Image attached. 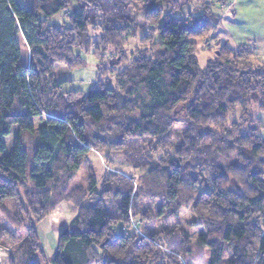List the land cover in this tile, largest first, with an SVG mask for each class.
Instances as JSON below:
<instances>
[{"label": "trees", "instance_id": "trees-1", "mask_svg": "<svg viewBox=\"0 0 264 264\" xmlns=\"http://www.w3.org/2000/svg\"><path fill=\"white\" fill-rule=\"evenodd\" d=\"M226 21L225 0H0V210L21 207L2 264H264V60L225 43L204 68L196 55ZM88 54L98 83L62 91L56 66ZM95 153L139 173L100 180ZM80 172L95 201L50 255L39 225Z\"/></svg>", "mask_w": 264, "mask_h": 264}, {"label": "rangeland", "instance_id": "rangeland-1", "mask_svg": "<svg viewBox=\"0 0 264 264\" xmlns=\"http://www.w3.org/2000/svg\"><path fill=\"white\" fill-rule=\"evenodd\" d=\"M20 5H22L25 8L31 9L32 8V0H18ZM225 3L227 5L233 4L235 6V9L238 11V14L242 12L243 18L239 19L238 26H239V33L240 32H246L247 29L245 28L246 20L244 18L245 16V9L249 6H261V9H264V0H225ZM218 5V4H217ZM219 6V5H218ZM63 14L62 12L54 15L50 18V22H59L60 19H62ZM229 22V21H226ZM223 24L218 27L217 29L221 28ZM217 29L214 32H211L209 36L217 31ZM238 32V31H237ZM209 36L207 38L203 39H197L198 48L196 51V55L199 59L200 64L203 66L207 59L215 56V47H219L220 43L215 45V47H212L211 44L209 45ZM137 45V42L134 39L130 40V50L132 51L134 47ZM219 45V46H218ZM207 53V54H206ZM207 58V59H206ZM85 63L82 66L79 67H67L65 64H58L56 66L55 72L57 75V79L61 82V90L62 91H83L88 92L96 83H98V64L99 60L94 57L92 54L84 55ZM104 79V78H103ZM102 79V80H103ZM114 81V80H113ZM258 118L260 119L262 125L264 126V113L260 112L258 114ZM28 143H31L29 140H27ZM96 154V153H95ZM106 156V155H105ZM103 155V158L99 156L97 153L95 157H93L92 163L94 164L96 168V177L100 179L103 175V173L106 170H120L123 171L129 175H132L135 173L138 175V171L131 167L130 164H128L125 161V158L121 153H111L109 154V158L111 159V163H108L106 160V157ZM105 170V171H104ZM135 171V172H134ZM87 176L85 172L78 173L75 178L72 180V182L69 184V200L63 201L62 204H60L58 207H56L39 225V230L42 234V236L45 239V246H46V252L48 254L53 253V246L57 245L58 236L61 230L64 228H70V221L75 216L78 207L79 202L83 206L90 205L94 203L95 196L94 193L89 192L88 182L86 181ZM101 180V179H100ZM137 183V181L135 180ZM87 183V184H86ZM84 189V190H83ZM95 192V191H94ZM18 208L20 209V205H14V202H9L6 206V210H0V227L9 226V218L12 215L14 211L16 213L18 212ZM7 218V219H6ZM182 223L181 226L186 231V233L190 236L191 241H195L197 239V236L199 233L204 232V227L201 225H196L192 221L195 220L194 216L191 212L186 211L182 216ZM171 222H164L161 219H158L153 224L152 229H160L162 227H167V225H171ZM152 225V224H151ZM133 228L135 226L131 224ZM125 228V227H124ZM15 231V230H14ZM18 231V230H16ZM19 235L21 237H25V233L20 231ZM19 241V243H22L24 239ZM0 247H3L7 249V252H10V248L0 245ZM56 250V249H55ZM5 257V258H4ZM2 260H0V264L5 262L8 258L7 256H4Z\"/></svg>", "mask_w": 264, "mask_h": 264}, {"label": "crops", "instance_id": "crops-1", "mask_svg": "<svg viewBox=\"0 0 264 264\" xmlns=\"http://www.w3.org/2000/svg\"><path fill=\"white\" fill-rule=\"evenodd\" d=\"M229 6L233 11L234 21L225 22L221 28L211 34L208 38L209 43L212 47H215L219 43H225L231 48H238L240 45H249L255 48L257 55L264 60V9H261V6L257 5L247 7L244 10V18L246 20L245 28L247 31L239 33L238 20L243 18L242 12L240 15L238 14V11L235 9L236 4H229ZM207 60L203 66L200 64L201 68L206 66ZM56 247L57 245L53 246V252ZM7 255V249L0 247V260Z\"/></svg>", "mask_w": 264, "mask_h": 264}]
</instances>
